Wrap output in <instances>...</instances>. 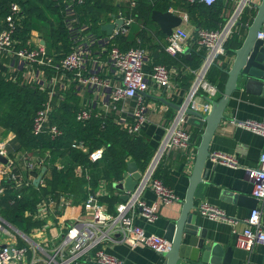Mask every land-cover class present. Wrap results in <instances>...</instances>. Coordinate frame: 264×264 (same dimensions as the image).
I'll use <instances>...</instances> for the list:
<instances>
[{
  "label": "built area",
  "instance_id": "2783aa9c",
  "mask_svg": "<svg viewBox=\"0 0 264 264\" xmlns=\"http://www.w3.org/2000/svg\"><path fill=\"white\" fill-rule=\"evenodd\" d=\"M82 1V0H78ZM129 10L135 7V1L130 0ZM193 3L200 1L207 6L219 0H186ZM221 13L223 22L219 27L208 29H197L193 42L196 50L201 51L202 61L195 67L186 66L184 71L190 75L192 81L187 88L184 98L179 102L181 107L175 112L173 118L165 127L155 150L153 157L147 164L144 171L140 172V177L136 182L133 191L128 192L125 201L117 202L114 212L106 211L99 202V195L96 192H89L82 201L84 209L83 217L71 220L62 219L61 224L53 225L50 221V210L47 198H43L36 204L34 211H26L25 215H32L42 220L39 230L48 229L43 240H36L33 234L23 231L0 214V237H5L0 242V264H73L80 260H88L93 264H125L120 258L110 253H106L103 246L105 242H119L129 240L133 247H148L160 254L167 251L171 243L163 236L148 233L136 223L134 216L138 209L145 221L154 222L157 218V208L162 204H173L179 201V197L172 187L163 183L162 179L155 177V171L162 155L174 149H186L190 147L192 132L186 127L185 107L200 109L204 113L208 112L210 105L204 100L199 106L196 96L203 92L211 99L218 98L221 91L217 83H211L208 78V71L223 55H226V42L231 38L235 27L240 23L245 10L255 8L261 0H229ZM69 8V5H67ZM70 10V9H69ZM227 10V11H226ZM21 13L20 5L13 1L10 3V12L6 15L3 27L0 28V53L10 55L13 59L27 64L40 66L52 65L53 58L47 53L44 43L37 45H27L21 47L14 46L12 33L16 26L18 14ZM121 17V16H119ZM124 23L120 29L113 30L109 38L126 33L128 26L134 21L132 16H123ZM187 20L186 16L183 17ZM248 24V23H247ZM258 38H264V20L257 32ZM190 39L185 29L177 26L167 37L164 45L166 54L173 58L179 56L183 50V43ZM108 61L110 69L118 76V83L113 84L110 77H101L96 73L86 72L84 68V53L76 46L73 50L63 56L55 67L60 71L71 70L76 77L78 84L82 87L105 90L107 101L104 103L102 112H122L127 105V101L135 100L132 107L131 120L126 123L120 119L119 123L127 127L130 133H138L141 126L146 121L145 106L142 103V93L149 88L148 78L157 86L168 89L172 80V73L164 63L154 64L152 69L146 73L143 70L146 52L143 47L128 48L120 50L112 44L108 50ZM52 90L49 92L46 101L36 110L32 120V132L39 133L46 129L51 137L60 134V129L56 124L49 123V112L52 109ZM93 108L83 106L77 111L78 119H86L91 116ZM101 111L94 110L99 116ZM237 125L244 126L248 130L259 134L264 138V122L249 119L237 122ZM73 146L88 151V147L82 140H74ZM104 148L88 151L91 161L100 160L103 156ZM0 153L5 154L3 144H0ZM45 157L49 156L46 152ZM21 159L26 162L27 167L32 170L35 158L38 154L29 156L25 150L21 151ZM208 159L216 164H224L230 167L237 165V161L221 152L210 154ZM258 165L246 169V176L252 182L251 197L258 199L259 205L249 210L244 221L245 226L240 232H236L235 244L251 252L257 244L264 245V223L261 221V212L264 205V152L259 155ZM57 168H62L61 158L54 163ZM81 165H76L75 173L80 174ZM38 175V174H37ZM35 175V176H37ZM33 182V178H20L14 170L9 167L0 168V192L4 190V182L14 185L28 184ZM43 181L42 175L39 183ZM150 190L154 196L151 202L146 201L144 192ZM20 196V194H17ZM73 204V196L61 192L59 194V208ZM198 213L209 219L216 220L224 218L223 212L214 206L203 202L198 206ZM44 232V231H43Z\"/></svg>",
  "mask_w": 264,
  "mask_h": 264
},
{
  "label": "crops",
  "instance_id": "0c3cea01",
  "mask_svg": "<svg viewBox=\"0 0 264 264\" xmlns=\"http://www.w3.org/2000/svg\"><path fill=\"white\" fill-rule=\"evenodd\" d=\"M110 1L113 5L124 3V5L127 6H129L131 2L130 0ZM172 1L174 4L170 7V11L174 14L180 15L182 18L184 16L187 18L186 10L180 5L181 2L177 0V2L175 0ZM225 6L222 8V11ZM69 14L72 15V12L70 11ZM114 14H117L122 18L125 16L121 10ZM248 15L249 14H247V16ZM73 21L74 23H71L70 21V29L72 33H74V39L76 41L74 46L78 47L84 53V68L86 72L96 73L101 77H110L113 84H117L119 81L118 76L115 75L107 63L109 58L107 52L110 48L111 38H109V36H105L103 31L101 32V35L96 36V34L90 30L89 25H81L78 23L77 19ZM108 21H111V19ZM242 23L247 24V21L245 20V22ZM155 25H153L155 28L151 27L153 31H147L141 41L142 47L145 49L147 55L143 70L148 73L154 64H158V62L165 63L167 61V63H169L167 66L170 68L172 73V80L170 87L165 91V95L169 98V100L177 103L185 97L187 92L186 90L189 87L192 78L190 79V75L184 71V68L187 65L178 59L179 56L174 59L165 53L164 45L167 37L164 36L166 37L165 39L159 37L156 32V30L159 29V26ZM180 27L185 29L190 36V39L183 43V49L186 47L189 48V55L187 56L182 52L180 54H182L186 60H191L193 56H195V51H198L196 50L193 42L196 27L188 18L187 20H184L183 18ZM44 28L45 25L41 23L38 24V26L31 28L28 37V42L31 45L46 43L43 33ZM236 32L237 40L242 42L245 37V31L240 24L237 25ZM153 51H157L155 56L152 55ZM226 53V55L220 56L216 60L214 64L215 69L216 67H219L222 70H227L230 67L233 53H228L227 50ZM172 59L176 60V63ZM15 61V65H13V60L12 62H9V65L11 66V69L15 66V72L13 75L21 80L19 82H35L39 85V88L46 91L47 94H49L52 90V99L55 102L62 98L64 94L71 92L77 96L79 105L90 106L94 108V110L101 111L104 108V103L108 100L105 90L80 86L76 77H74L73 73L70 71L50 70L44 68L43 66L20 62L18 59ZM226 78L227 76L224 73L218 76L219 81ZM148 82L149 88L145 92L152 96H159L163 88L157 87L150 78H148ZM195 99L197 104L201 106L204 103L205 94L200 92ZM141 100L146 111V121L141 126V129L148 135L149 144L152 147H155L166 129L165 127L173 118L176 111L160 102H156L153 98L148 96L142 95ZM134 103V99L129 100L122 112H114L118 116L119 120L122 119L126 123L131 120V110ZM225 108L224 118L216 126L217 128L215 129V132L209 142V153L213 154L215 152H221L231 156L237 161V165L230 167L219 163L214 164L209 159L206 160L205 167L202 172V180L194 192L193 201L196 206L194 212L197 214L196 219L197 223L200 224V227L207 228L209 243L215 242L219 243L223 248H232V257L229 264H263V244L255 245L251 252H247L235 244V234L244 228V221L249 213V210L252 209V202H249L245 206L239 205L237 202L234 203L230 200V197L224 192L238 191L248 197H251L252 182L249 181L246 176V169L253 168L258 165L257 162L259 155L264 152V138L259 134L248 130L244 126L237 125V122L249 119L264 122V95L254 91H247L244 84L241 81H238L236 88L232 92ZM186 127L192 132L190 147L186 149H174L166 152L162 155L158 162V169L162 172L166 184L173 188L179 197V201L173 204L159 205L157 208V218L154 222L145 221V219H143L140 215L138 209L135 212L134 219L136 223L142 226L148 233L163 236V232L167 224L171 221V219L175 218L180 211V199H183L189 185L188 176L190 175L193 167L197 140L203 131L202 128L193 127L188 124H186ZM0 144H3L5 148L4 155L8 158L7 162L0 161V168L9 167L14 170L20 178H29V176L31 179L34 178L35 168L40 170L38 174L42 175L44 173L46 176L49 175L50 170L48 167L46 169V165L49 166V164L47 163L45 155L39 154V157L34 159L35 163L33 169L30 170L27 167L26 162L20 157L22 149L19 147V142L15 133L10 130H5L2 126H0ZM128 161H132V159L129 157ZM38 184L39 182L34 185ZM115 184H117V181L112 182L111 186L107 185L105 181H98L96 186L91 190L92 192H96L99 197H104V199L107 198L106 200L115 197L119 198L122 191L118 190ZM83 186L88 188L87 184H84ZM59 194L55 196L52 194L46 195L48 208L50 210V221L53 225L61 224V220L63 218L71 220L77 217H83V199L74 201L73 197L72 205L59 208ZM144 198L148 202L154 200V196L150 190L144 192ZM119 201H121L120 198ZM117 202L118 201L112 202L113 204L109 205L103 201L100 204L104 206L106 211L108 210L113 213ZM203 202H207L215 208L220 209L225 217L213 220L198 213V206ZM259 204L260 203H257V205ZM28 217H30L31 220L37 219V217L32 215H28ZM260 218L262 223H264V205ZM41 223L42 220H40L38 224L31 225L29 227V231H26L33 234V237L36 240H43L48 232V229H46V231L43 230L44 232L39 230L38 227ZM5 239V237H0V242H3ZM101 246H103L106 253H110L111 255L122 259L125 264H163L165 259L148 247L131 246L129 240L119 242L107 241L103 245L101 244ZM73 264L93 263L88 260H80ZM180 264L211 263L182 260Z\"/></svg>",
  "mask_w": 264,
  "mask_h": 264
},
{
  "label": "trees",
  "instance_id": "16d2710c",
  "mask_svg": "<svg viewBox=\"0 0 264 264\" xmlns=\"http://www.w3.org/2000/svg\"><path fill=\"white\" fill-rule=\"evenodd\" d=\"M13 1L21 8L12 33L14 46L31 45L28 42L31 28L40 23L45 25L43 29L45 47L53 58V64L43 67L50 70H57L55 64L73 50L76 44L74 33L70 29V21L77 19L79 24L89 25L90 30L99 36L102 34L100 30L102 23L110 20L112 13L121 10L125 16H132L134 21L128 26L127 34L121 33L111 37L110 47L114 44L120 50H126L142 47L141 41L146 32L153 31L151 27L155 28L153 26L155 24L150 19L153 10L165 12L174 4L172 0H132L136 4L130 11L129 6L124 3L113 5L110 0H0V28L3 27L5 17L10 12V3ZM177 1L181 2L180 5L186 10L187 18L196 30L201 28L212 30L223 22L220 13L226 5L225 0H219L210 6L200 1L193 3L186 0ZM254 10L255 8L245 10L240 23L246 20L249 24ZM70 11L72 15L69 14ZM156 32L162 39L166 38L159 29ZM236 33L235 30L226 42L228 53H232L230 51L241 43L237 40ZM202 56L201 51H195V56L191 60H186L182 54L177 57L187 66L195 68L201 63ZM174 59L172 60L176 63ZM164 64L169 65L167 61ZM214 64L209 69L207 78L211 83H217L218 89L222 92L227 78L219 81L218 76L226 73L219 67L215 69ZM47 96V92L39 88L35 82H15L0 72V126L15 133L19 147L29 156L44 155L46 152L49 154L47 157L49 166L45 165L50 173L47 176L42 174L41 183L34 185L30 181L26 185H14L4 182V190L0 192V214L23 231H29L31 225L40 222L38 219L31 220L24 212L34 211L36 204L47 194L55 196L61 192L66 194L73 192L74 201L85 199L98 181H105L111 186L112 182L122 180L129 157L138 166L140 172L144 171L157 148L149 144L148 135L142 129L138 133H130L126 126L119 123L114 111H101L100 115L96 116L93 108L91 116L78 119L77 111L82 106L79 105L77 96L71 92L64 94L57 102L51 100L53 106L48 115L49 123L56 124L61 131L60 134L51 137L46 129L34 133L32 132L33 117L36 110L46 101ZM76 139L82 140L88 151L104 148L102 158L91 161L88 151L72 145ZM199 140L200 137L197 143ZM58 157L61 158L62 168H57L54 164ZM76 165L82 167L80 174L75 173ZM34 172L37 175L40 170L35 168ZM154 175L166 184L158 167ZM84 184H87L88 188H85ZM98 199L100 203L104 201L109 205L115 201L120 202L117 197L109 200L104 197Z\"/></svg>",
  "mask_w": 264,
  "mask_h": 264
},
{
  "label": "water",
  "instance_id": "95a60500",
  "mask_svg": "<svg viewBox=\"0 0 264 264\" xmlns=\"http://www.w3.org/2000/svg\"><path fill=\"white\" fill-rule=\"evenodd\" d=\"M111 21L103 22L100 30L105 33V36H111L113 30L120 29L124 23V19L117 14L110 15ZM153 23L159 26L161 33L168 37L172 30L180 26L183 18L168 10L162 12L153 10L150 15ZM264 20V0L256 4L255 13L249 24L239 23L244 31L245 37L240 45L231 50L233 53L230 67L223 70L226 73L227 79L223 86V91L218 98L211 99L205 95V101L210 105L209 111L204 113L200 109H192L185 107V120L188 125L202 128L200 140L197 143L196 153L193 161V167L188 176V187L183 199H180L181 208L177 216L167 224L163 237L167 239L171 246L167 251L160 253L164 257L163 264H180L181 261L205 262L211 264H229L232 257V248H223L219 243H209L207 237V228L200 227L197 223V214L194 212L196 208L193 201L194 192L202 180V172L205 167V162L208 159L209 142L215 132L216 126L224 118L225 107L228 103L232 92L236 88L237 82L241 81L247 91H254L264 95V38H258L257 32ZM189 48L182 50L183 54L189 55ZM157 51H153L155 56ZM166 88L163 87L159 96H152L147 92H143V96L153 98L156 102H160L172 110L178 111L181 107L179 102H173L165 95ZM0 161L7 162L8 158L0 153ZM126 168L123 172L122 180L115 184L116 188L122 191L120 200L125 201L128 197V192H131L136 187V182L140 177V171L134 161H127ZM41 174L33 178V183L37 184ZM234 203L245 206L252 202V209L259 203L258 199L248 197L247 195L235 191H225ZM264 264V261H263Z\"/></svg>",
  "mask_w": 264,
  "mask_h": 264
},
{
  "label": "rangeland",
  "instance_id": "374dc122",
  "mask_svg": "<svg viewBox=\"0 0 264 264\" xmlns=\"http://www.w3.org/2000/svg\"><path fill=\"white\" fill-rule=\"evenodd\" d=\"M254 13H255V10H254ZM71 23H74V21H71ZM236 28L237 26L235 27L234 31L236 30ZM12 60L14 62L13 65H15L16 61L10 55L0 53V72H2L6 77L14 80L15 82L20 81L19 78L13 75L15 72L14 71L15 66L13 67V69H11V66L9 65V62H12ZM71 195L73 196L74 193L72 192Z\"/></svg>",
  "mask_w": 264,
  "mask_h": 264
}]
</instances>
